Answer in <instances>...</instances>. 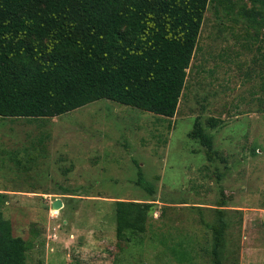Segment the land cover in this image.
I'll list each match as a JSON object with an SVG mask.
<instances>
[{
  "label": "rangeland",
  "instance_id": "374dc122",
  "mask_svg": "<svg viewBox=\"0 0 264 264\" xmlns=\"http://www.w3.org/2000/svg\"><path fill=\"white\" fill-rule=\"evenodd\" d=\"M0 192L26 264H217V227L221 264H264V0H209L173 118L108 98L0 116ZM118 200L153 203L146 232L117 236Z\"/></svg>",
  "mask_w": 264,
  "mask_h": 264
},
{
  "label": "trees",
  "instance_id": "16d2710c",
  "mask_svg": "<svg viewBox=\"0 0 264 264\" xmlns=\"http://www.w3.org/2000/svg\"><path fill=\"white\" fill-rule=\"evenodd\" d=\"M209 0H0V116L55 117L100 99L173 118ZM212 127L217 118H210ZM191 136L213 137L197 120ZM43 142V138L40 140ZM139 166L137 185L156 187ZM0 192V264H26ZM153 203L118 200L116 232L144 233ZM214 254L223 228H216Z\"/></svg>",
  "mask_w": 264,
  "mask_h": 264
},
{
  "label": "water",
  "instance_id": "95a60500",
  "mask_svg": "<svg viewBox=\"0 0 264 264\" xmlns=\"http://www.w3.org/2000/svg\"><path fill=\"white\" fill-rule=\"evenodd\" d=\"M63 206V202H62V200H60V199H57L56 201H54V203H53V208L54 209H59V208H61Z\"/></svg>",
  "mask_w": 264,
  "mask_h": 264
}]
</instances>
